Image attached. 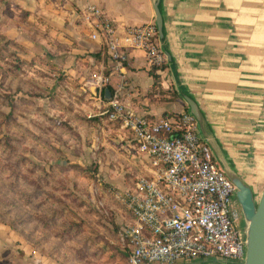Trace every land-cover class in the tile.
<instances>
[{"label":"rangeland","instance_id":"obj_1","mask_svg":"<svg viewBox=\"0 0 264 264\" xmlns=\"http://www.w3.org/2000/svg\"><path fill=\"white\" fill-rule=\"evenodd\" d=\"M15 13L0 20V222L59 264H125L131 218L116 193L146 172L147 159L103 113L92 73L108 69L39 46L31 25L14 29L25 10Z\"/></svg>","mask_w":264,"mask_h":264},{"label":"crops","instance_id":"obj_2","mask_svg":"<svg viewBox=\"0 0 264 264\" xmlns=\"http://www.w3.org/2000/svg\"><path fill=\"white\" fill-rule=\"evenodd\" d=\"M86 1L0 0V20L19 18L15 12L25 10L23 24L14 29L31 25L39 31V46L65 52V58L73 60L82 54V60L106 67L112 89L121 85V100L137 113L158 117L190 111L184 95L195 98L203 112L199 134L212 147L218 164L231 165L260 194L264 189V0H161L166 62L156 68L158 77L151 73L141 47L127 49L123 67L114 66L109 56L105 60L94 56L105 43L91 38L92 28L82 14ZM89 1L103 9L120 34L129 25L156 22L155 0ZM0 26L2 32L7 30L1 21ZM17 240L0 222V264H59ZM208 261L238 264L220 258Z\"/></svg>","mask_w":264,"mask_h":264},{"label":"built area","instance_id":"obj_3","mask_svg":"<svg viewBox=\"0 0 264 264\" xmlns=\"http://www.w3.org/2000/svg\"><path fill=\"white\" fill-rule=\"evenodd\" d=\"M82 14L91 38L104 41L114 66L123 67L127 49L135 47L145 50L151 67L166 62L156 22L129 25L120 34L96 3L87 0ZM111 82V73H92L95 93L107 99L103 113L129 132L147 159L146 172L116 193L131 217L123 230L131 249L125 264L243 261L246 243L236 185L199 134L196 116L190 111L158 117L137 113L121 100V85L110 97L104 94Z\"/></svg>","mask_w":264,"mask_h":264},{"label":"water","instance_id":"obj_4","mask_svg":"<svg viewBox=\"0 0 264 264\" xmlns=\"http://www.w3.org/2000/svg\"><path fill=\"white\" fill-rule=\"evenodd\" d=\"M154 9L159 38L162 47H164V40L162 39L165 38V28L161 0L154 1ZM105 94L107 97L111 95L108 87L105 89ZM184 98L189 105L190 112L196 116L199 123L203 118V112L197 100L187 94L184 95ZM222 166L236 185V196L245 221L243 228L246 243L245 259L241 262H234L238 264H264V189L260 194L257 193L253 186L231 165L226 166L223 164Z\"/></svg>","mask_w":264,"mask_h":264},{"label":"trees","instance_id":"obj_5","mask_svg":"<svg viewBox=\"0 0 264 264\" xmlns=\"http://www.w3.org/2000/svg\"><path fill=\"white\" fill-rule=\"evenodd\" d=\"M162 40H165V38L162 39ZM93 54H94L95 57H101V58H103L104 60L107 59L108 56H109V53H108V49H107L106 44L102 45L101 49H100L99 51L93 53ZM155 70H156V67H152V69H151V73H153V75H154L155 77H158V75H157V73L155 72ZM108 88L110 89V92L113 91V89H112V87H111L110 84L108 85ZM104 94H105V90H104ZM105 115H106V117L109 119L108 115H107V114H105ZM130 251H131V249H130ZM130 251H129V252L127 253V255H126V261H127L128 257H129Z\"/></svg>","mask_w":264,"mask_h":264},{"label":"flooded vegetation","instance_id":"obj_6","mask_svg":"<svg viewBox=\"0 0 264 264\" xmlns=\"http://www.w3.org/2000/svg\"><path fill=\"white\" fill-rule=\"evenodd\" d=\"M241 209V207H240ZM242 218H243V213H242V209H241V212H240V221H242Z\"/></svg>","mask_w":264,"mask_h":264}]
</instances>
